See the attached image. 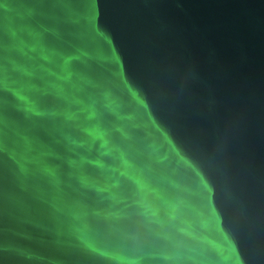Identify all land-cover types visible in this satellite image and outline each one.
Masks as SVG:
<instances>
[{
	"label": "water",
	"instance_id": "obj_1",
	"mask_svg": "<svg viewBox=\"0 0 264 264\" xmlns=\"http://www.w3.org/2000/svg\"><path fill=\"white\" fill-rule=\"evenodd\" d=\"M0 264H264V0H0Z\"/></svg>",
	"mask_w": 264,
	"mask_h": 264
}]
</instances>
